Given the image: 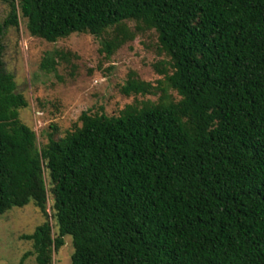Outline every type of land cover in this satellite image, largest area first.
Instances as JSON below:
<instances>
[{
    "label": "trees",
    "instance_id": "obj_1",
    "mask_svg": "<svg viewBox=\"0 0 264 264\" xmlns=\"http://www.w3.org/2000/svg\"><path fill=\"white\" fill-rule=\"evenodd\" d=\"M0 1V216L33 204L44 217L18 264H54L67 237L72 264H264V0ZM21 19L49 43L103 38L108 56L155 31L164 79L131 72L121 92L158 100L84 112L39 146L5 62Z\"/></svg>",
    "mask_w": 264,
    "mask_h": 264
},
{
    "label": "rangeland",
    "instance_id": "obj_2",
    "mask_svg": "<svg viewBox=\"0 0 264 264\" xmlns=\"http://www.w3.org/2000/svg\"><path fill=\"white\" fill-rule=\"evenodd\" d=\"M8 14L9 7L0 1V20ZM128 26L135 30L134 23ZM4 44L5 62L15 77L17 92L24 94L29 102L28 108L20 112L21 119L35 131L39 146L47 142L48 133L63 137L80 127L84 112L119 116L128 105L157 101L158 96L126 97L121 89L131 72L157 85L164 76L155 66L169 61L159 50L155 31L138 34L134 41L108 56L103 49V38L74 34L49 43L33 37L26 21L21 19L18 27L8 29ZM57 50L71 53V61L61 62L56 72L43 71V58L48 54L53 56ZM171 93L179 98L175 92ZM50 221L53 224L52 218ZM43 222L42 213L33 204L1 215L0 264H18L32 251V243L23 237L33 234ZM65 241L66 245L54 256V264H72L71 238ZM25 264H36L35 257H28Z\"/></svg>",
    "mask_w": 264,
    "mask_h": 264
}]
</instances>
